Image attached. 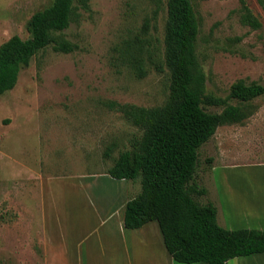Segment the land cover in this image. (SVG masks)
<instances>
[{"label": "rangeland", "instance_id": "rangeland-1", "mask_svg": "<svg viewBox=\"0 0 264 264\" xmlns=\"http://www.w3.org/2000/svg\"><path fill=\"white\" fill-rule=\"evenodd\" d=\"M52 1L0 0V44L13 35L29 38L30 17ZM190 2L198 22L195 55L205 75L204 93L239 105L246 114L241 122L218 126L198 148L192 181L206 193L193 196L220 206L226 222L220 213L217 220L225 228H264V93L248 102L228 97L237 80L264 86V0ZM77 4L69 26L57 33L74 50L38 51L20 69L15 86L0 95V264H45L44 222L51 215L55 224V210L62 215L71 185L86 174L99 175L94 182L86 177L88 186L105 183L108 178L101 175L142 134L119 106H161L169 95L167 68L158 71L144 62L146 72L139 76L121 58L124 43L136 37H145L161 56L166 0H89L87 9ZM244 7L259 19V28L241 22ZM202 105L211 112L223 108ZM127 185L128 198L140 192L138 178ZM230 187L262 206L241 204L235 196L233 208ZM81 208L66 210V219L74 215L69 222L74 219L77 227L91 210ZM227 264H264V252Z\"/></svg>", "mask_w": 264, "mask_h": 264}, {"label": "trees", "instance_id": "trees-1", "mask_svg": "<svg viewBox=\"0 0 264 264\" xmlns=\"http://www.w3.org/2000/svg\"><path fill=\"white\" fill-rule=\"evenodd\" d=\"M75 1L78 7L88 8L89 0H53L30 17L29 38L13 35L0 44V95L15 86L20 69L38 51L48 46L55 52L74 50L75 45L57 33L69 26ZM241 22L255 29L261 26L247 7ZM147 28L146 21L144 34ZM197 34L198 22L190 0H166L161 56L145 37L124 43L121 58L139 76L146 72L144 62L158 71L167 68L169 95L161 106H119L142 134L119 153L107 174L117 180L139 179L140 192L124 205L126 228H139L155 220L175 262L227 264L234 257L263 253L264 230L225 228L217 222L216 207L210 202L201 204L193 196L206 193L192 181L198 148L218 126L241 122L246 116L241 106L204 93L205 75L195 55ZM263 93V85L237 80L231 84L228 97L248 102ZM203 103L223 108L211 112Z\"/></svg>", "mask_w": 264, "mask_h": 264}, {"label": "crops", "instance_id": "crops-1", "mask_svg": "<svg viewBox=\"0 0 264 264\" xmlns=\"http://www.w3.org/2000/svg\"><path fill=\"white\" fill-rule=\"evenodd\" d=\"M234 165L236 166V164H233L222 167L221 170L227 171V169H231ZM216 175L217 173L214 176ZM224 175L223 179L221 178V182H224ZM96 176L99 175H79V185H71L74 189L69 191L70 195L67 196L69 198L65 201L63 200L62 210L60 211L62 215L54 209L55 216H57L55 217V224L52 222L51 215L44 222L43 240L46 248L45 264L178 263L168 253L158 223L155 220L149 221L139 228H126L124 226V205L127 200L131 199L125 196V193L128 191V180H117L110 177L107 173H104L101 176L108 178L102 181L105 183L88 186L86 184L88 182L86 177H89V182H94ZM214 179L216 182V177ZM234 192L231 187L227 192V194L231 195L230 199L233 208L236 207L233 200L235 196H238L241 204L253 203L257 208L262 206L251 197L243 198L241 194ZM69 203L71 204L70 206ZM211 203L213 204V202ZM89 207L91 210H88V217L85 216L81 219L82 222L80 221L78 227L74 220V215H68L74 218L71 223L69 222V217L66 219L67 208L74 211L75 209L80 210V208L89 209ZM219 207H216V217L220 213L222 223H225V215ZM70 209L68 210L71 211ZM249 218H252V220L257 219L256 216L251 214H249ZM84 219L85 221L83 222ZM248 229L264 230L262 226H255L254 228ZM191 264L205 263L196 262Z\"/></svg>", "mask_w": 264, "mask_h": 264}]
</instances>
